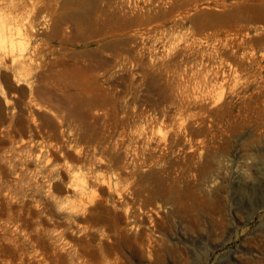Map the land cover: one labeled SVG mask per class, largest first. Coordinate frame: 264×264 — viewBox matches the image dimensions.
I'll return each instance as SVG.
<instances>
[{"label":"rangeland","instance_id":"rangeland-1","mask_svg":"<svg viewBox=\"0 0 264 264\" xmlns=\"http://www.w3.org/2000/svg\"><path fill=\"white\" fill-rule=\"evenodd\" d=\"M0 44V264H264V0H0Z\"/></svg>","mask_w":264,"mask_h":264},{"label":"bare ground","instance_id":"bare-ground-1","mask_svg":"<svg viewBox=\"0 0 264 264\" xmlns=\"http://www.w3.org/2000/svg\"><path fill=\"white\" fill-rule=\"evenodd\" d=\"M1 37H2V36H1ZM4 40H5V39H4ZM1 44H2V43H1ZM1 44H0V45H1ZM2 46H3V45H2Z\"/></svg>","mask_w":264,"mask_h":264}]
</instances>
